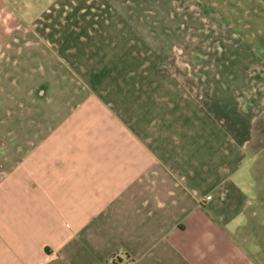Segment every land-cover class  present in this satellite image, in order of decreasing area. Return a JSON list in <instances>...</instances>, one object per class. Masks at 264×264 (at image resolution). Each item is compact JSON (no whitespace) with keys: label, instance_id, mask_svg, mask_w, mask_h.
<instances>
[{"label":"crops","instance_id":"crops-1","mask_svg":"<svg viewBox=\"0 0 264 264\" xmlns=\"http://www.w3.org/2000/svg\"><path fill=\"white\" fill-rule=\"evenodd\" d=\"M248 7L251 22H216L229 35L197 54L217 62L201 82L187 53L137 101H92L55 53L20 44L26 65L1 81L26 107L0 109V264H264L240 232L264 181V0Z\"/></svg>","mask_w":264,"mask_h":264},{"label":"rangeland","instance_id":"rangeland-1","mask_svg":"<svg viewBox=\"0 0 264 264\" xmlns=\"http://www.w3.org/2000/svg\"><path fill=\"white\" fill-rule=\"evenodd\" d=\"M250 5L251 0H0V109L2 102L8 104L3 111L10 116L12 102L20 110L26 107L12 83L5 89L1 81L17 79L16 70L26 61L12 55L31 38L88 82L92 101H137L139 93L167 83L172 74L180 78V58L187 53L195 83L201 82L209 64L217 62L197 54L216 51L209 40L229 35L216 22L232 27L237 20L251 22ZM230 71L234 76V67ZM263 145L257 141L258 149ZM257 170L264 172V153ZM261 190L240 231L259 244L264 243V181Z\"/></svg>","mask_w":264,"mask_h":264},{"label":"built area","instance_id":"built-area-1","mask_svg":"<svg viewBox=\"0 0 264 264\" xmlns=\"http://www.w3.org/2000/svg\"><path fill=\"white\" fill-rule=\"evenodd\" d=\"M206 199L210 200L211 199V195H207ZM104 264H116V257L112 256L111 258H109L108 260H106L104 262Z\"/></svg>","mask_w":264,"mask_h":264}]
</instances>
